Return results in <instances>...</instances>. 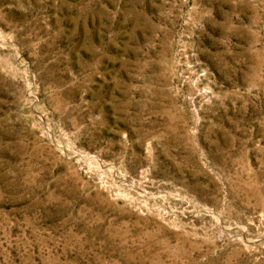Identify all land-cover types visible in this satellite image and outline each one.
I'll list each match as a JSON object with an SVG mask.
<instances>
[{
	"label": "rangeland",
	"instance_id": "374dc122",
	"mask_svg": "<svg viewBox=\"0 0 264 264\" xmlns=\"http://www.w3.org/2000/svg\"><path fill=\"white\" fill-rule=\"evenodd\" d=\"M0 264H264V0H0Z\"/></svg>",
	"mask_w": 264,
	"mask_h": 264
}]
</instances>
